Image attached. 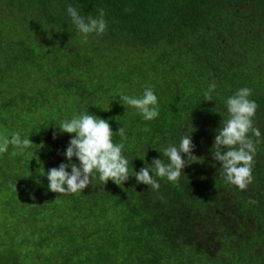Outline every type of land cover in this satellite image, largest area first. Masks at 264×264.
Segmentation results:
<instances>
[{
	"label": "trees",
	"instance_id": "1",
	"mask_svg": "<svg viewBox=\"0 0 264 264\" xmlns=\"http://www.w3.org/2000/svg\"><path fill=\"white\" fill-rule=\"evenodd\" d=\"M69 5L104 9L105 33L85 41ZM148 87L159 116L144 121L117 96ZM242 87L262 133L245 190L210 151ZM83 112L108 120L114 142L123 127L132 175L52 192L44 174L75 135L55 124ZM192 127L203 162L158 189L138 183ZM0 264H264V0H0Z\"/></svg>",
	"mask_w": 264,
	"mask_h": 264
},
{
	"label": "clouds",
	"instance_id": "2",
	"mask_svg": "<svg viewBox=\"0 0 264 264\" xmlns=\"http://www.w3.org/2000/svg\"><path fill=\"white\" fill-rule=\"evenodd\" d=\"M66 13L85 41L89 35L101 36L107 30L108 22L102 8L98 9V15L95 17L82 16L72 5L67 7ZM250 96L251 89L242 87L227 98L225 103L229 118L216 130L210 149L212 159L220 163L226 182L240 190H245L253 181V157L256 145L262 142L261 131L253 125L257 105ZM117 97L122 105L135 109L144 121H151L159 116L158 97L151 87L145 88L139 97L123 93ZM97 117L95 114L83 112L62 120L58 125L55 124L59 133L75 135L70 137L63 152L67 163L61 162L58 167L50 168L44 174L50 191L60 194L77 193L82 192L90 183L95 186L106 184L108 181L120 186L132 175L129 159L124 155L123 141L126 137L123 127L118 130L121 141L114 142V132L109 121ZM193 131L194 127L190 131L185 129L186 134L181 135L178 142L167 143L158 151L159 158H154L151 163L145 161L146 166L135 171L133 175L136 181L158 189L160 185L157 177L177 182L182 169L189 161L203 162V157L193 154ZM53 136L55 138V132ZM14 142L21 149L29 148L32 143L30 139H17ZM161 154L167 162L161 159ZM74 157L78 163L73 162Z\"/></svg>",
	"mask_w": 264,
	"mask_h": 264
}]
</instances>
